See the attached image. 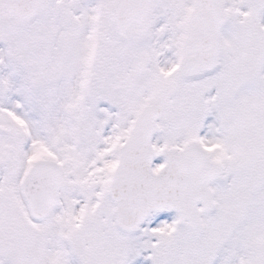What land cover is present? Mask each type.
Wrapping results in <instances>:
<instances>
[{
  "label": "snow or ice",
  "instance_id": "6c2138e0",
  "mask_svg": "<svg viewBox=\"0 0 264 264\" xmlns=\"http://www.w3.org/2000/svg\"><path fill=\"white\" fill-rule=\"evenodd\" d=\"M0 264H264V0H0Z\"/></svg>",
  "mask_w": 264,
  "mask_h": 264
}]
</instances>
